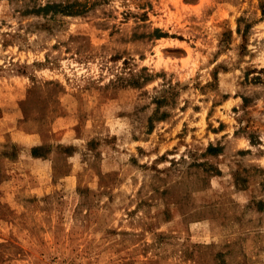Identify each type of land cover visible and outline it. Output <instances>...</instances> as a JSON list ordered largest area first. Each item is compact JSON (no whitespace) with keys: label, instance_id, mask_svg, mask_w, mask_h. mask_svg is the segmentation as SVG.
I'll list each match as a JSON object with an SVG mask.
<instances>
[{"label":"rangeland","instance_id":"1","mask_svg":"<svg viewBox=\"0 0 264 264\" xmlns=\"http://www.w3.org/2000/svg\"><path fill=\"white\" fill-rule=\"evenodd\" d=\"M0 264H264V0H0Z\"/></svg>","mask_w":264,"mask_h":264},{"label":"crops","instance_id":"2","mask_svg":"<svg viewBox=\"0 0 264 264\" xmlns=\"http://www.w3.org/2000/svg\"><path fill=\"white\" fill-rule=\"evenodd\" d=\"M25 138H31V140H35L36 136L34 134H27V136H25ZM27 155H28V158L33 159L36 163H47L50 160V158L45 157V156L44 157L35 156L30 151L27 153Z\"/></svg>","mask_w":264,"mask_h":264},{"label":"trees","instance_id":"3","mask_svg":"<svg viewBox=\"0 0 264 264\" xmlns=\"http://www.w3.org/2000/svg\"><path fill=\"white\" fill-rule=\"evenodd\" d=\"M245 102H247V99L245 98ZM40 148V146H35L33 149H32V153L35 155V156H42L44 154H41L38 152V149Z\"/></svg>","mask_w":264,"mask_h":264}]
</instances>
